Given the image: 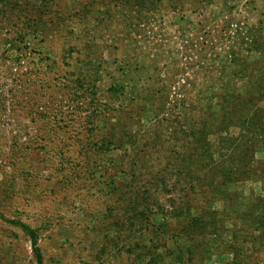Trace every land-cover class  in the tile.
Here are the masks:
<instances>
[{
    "label": "rangeland",
    "instance_id": "rangeland-1",
    "mask_svg": "<svg viewBox=\"0 0 264 264\" xmlns=\"http://www.w3.org/2000/svg\"><path fill=\"white\" fill-rule=\"evenodd\" d=\"M141 1L140 35L118 34L112 39L118 47H103L97 36L109 21L100 18L110 0H0V264H221L231 259L222 247L233 234L239 240L247 233L257 236L242 243L253 250L248 263L264 264V141L247 163L249 172L240 174L244 179L226 183V195L196 185L189 204L177 207L187 186L162 173L165 189L155 191L148 210L156 224H167L165 232L131 233L123 219L117 231L112 222L107 193L114 182L129 180L128 155L158 129L168 133L175 126L187 137L189 116L203 115L217 158L214 124L228 123L239 105L232 94L248 91L253 110L264 116V0ZM81 51L89 56L78 62ZM80 77L95 81L94 88ZM91 95L105 108L97 128L81 135L99 142L70 151L81 163L61 169L39 138L86 116ZM64 109L66 121L49 127L45 119L31 120L37 110L53 119ZM237 122L221 125L220 132L238 135ZM173 141L147 147L149 155L134 168L139 186L160 167V157L172 153ZM202 148L194 150L198 156ZM179 152L187 156L189 149ZM228 166L237 172L235 164ZM182 210L213 219L200 231H181L179 223L187 221L177 214ZM127 244L134 250L126 251Z\"/></svg>",
    "mask_w": 264,
    "mask_h": 264
},
{
    "label": "trees",
    "instance_id": "trees-1",
    "mask_svg": "<svg viewBox=\"0 0 264 264\" xmlns=\"http://www.w3.org/2000/svg\"><path fill=\"white\" fill-rule=\"evenodd\" d=\"M110 1L112 2L111 7L114 8V11L110 6L107 4L105 5L104 15L100 20L109 21L104 27V32L100 33L97 37L102 39L103 47H118L116 44L112 43V39L118 38V34L120 37H130L132 36L131 34L140 35L141 29L138 25L143 19L140 13L144 9V4L141 0ZM113 20L119 23V27H111V22ZM121 21L122 24L120 23ZM74 29L75 27H71V30ZM84 30L86 31V29ZM77 36H79L78 33ZM128 40L129 39H127L124 44H127ZM75 55L76 61L78 62L89 56L82 51ZM88 61H90V59H88ZM87 77L90 76L88 75ZM80 80L81 83L87 85L91 90L94 88L95 81L90 80V78L80 77ZM232 97L235 98L233 103H239V105L232 109L230 116L226 117L228 118V123L222 122L221 124H214L218 131L216 134L218 137L217 146L220 152L218 155L219 157L215 158L210 151L212 143L208 137L210 133L206 129V122H203V115L198 118H194L192 114L189 116V122L186 123V129L184 130V132L187 133V137L185 135L182 137L181 130L175 126L168 133L164 130L166 129V127H164L162 130L158 129L155 136L147 143L145 141L134 147L132 154L128 155L129 162H131L130 171H132L128 172L129 180L126 182H114L107 193V200H109L108 202H111L107 204L106 209H114L115 212H111V209L109 210V215L114 216L112 222L117 227V231L122 230L125 225L122 222V219L128 222L126 230H129L131 233L137 231L139 234L142 231L149 232L151 229L153 231L158 230L160 234L166 231L167 224H156L154 222L153 213H151V210H148L150 205H152L156 199L155 191H157L160 186L165 189L162 185L164 182H162L163 179L161 176L164 172L176 175V177L183 180L184 184L187 186V190L181 194L180 198L174 201V204H176L177 207H183L182 204L184 203L189 204L190 196L198 193L194 190L196 185L211 186L210 190L212 193L220 196L221 194L226 195L225 193H228L226 187L227 182L244 179L240 174L245 175L249 172L247 163L252 159L256 145L264 141V137L262 136L264 134V116L260 114L258 109L253 110L254 104L251 102V96L248 91H246L245 94H232ZM90 100L94 104H89L90 110L89 108L86 110L88 111L86 116L81 117V119L77 120L75 123L73 122L74 118L71 117L69 118L70 123L62 124L56 129L53 128L50 130L51 132L48 131V133L44 135L42 134L39 138V145L42 148L45 147L48 152L51 151L54 154L56 157L54 161L55 163H58L61 169H72L75 165L81 163L79 159H76L77 157L75 155L69 154L70 151H73L75 148H78L79 150H87L96 146L99 142V140H96L95 138L89 141L83 140L81 135L86 130L90 131L91 129L97 128L96 121L98 115L102 114V110L105 108V104H96L97 102L93 95H91ZM207 103L210 104L208 101ZM65 109L59 113H55L53 119L45 118L51 115L50 112L37 110L35 112V117H32L31 120L41 121L45 119V125L46 127H49L51 124L54 125L58 122L66 121L65 118L68 117L69 114ZM199 111H201L200 108ZM176 114L175 117L179 116V113ZM236 117L238 119L237 124L240 126L239 134L235 135L233 133L229 135L227 132L223 135L220 132L221 125L227 126L233 124ZM170 120H172V118L163 117L161 122L166 121L169 123ZM212 123H214V120H212ZM168 126L169 124L167 127ZM65 128L70 129L63 131L62 129ZM178 132H180L179 136ZM170 136L174 139L173 143H171L174 146V148L171 149L172 153L168 152L164 158L163 156L160 157V159H164V161L161 160L159 163L160 167L156 168L150 177H146L142 185L139 186L138 182L140 179L134 170L136 165L139 164V159L149 155L147 150L148 146L161 147L164 144L169 145V142L166 141L171 140ZM195 141H199L201 143L200 146L194 145L193 143ZM181 146H185L189 149V154L187 156H183V154L179 152ZM198 147H203L200 151L201 156H198V153L194 151ZM225 148H232L237 154H228L230 150L226 152ZM233 164H235L237 172H235L234 168L228 166ZM219 170L223 173L222 176H220V179H212V175ZM260 175H264V167L260 170ZM118 206L119 208L116 209ZM141 207L145 208L141 209ZM188 207L186 209H188ZM185 211L188 210H182L177 213L179 216H183L187 219L185 223H179L178 227L181 231H187L189 229L191 231H200L207 222H210L213 219L211 213H207L206 215L200 213L199 215L194 216ZM119 213H121L120 215H122V217ZM250 229L251 227H245V231ZM116 238L120 239L121 237L117 236ZM246 238H248L250 243H253L256 241L257 236H248L247 233L238 240L233 234L232 242L224 245L221 250L222 253L229 252V254H231V259L226 260L221 264L248 263L249 258L253 254V250L247 252L244 245L242 246V243H244ZM150 239L153 240L151 246H155L153 237H150ZM138 243H140L139 239L135 241V245H138ZM183 247L184 244L182 245V248ZM125 248L127 249L126 251L134 250L131 244H127ZM185 250L190 251V248H185Z\"/></svg>",
    "mask_w": 264,
    "mask_h": 264
}]
</instances>
